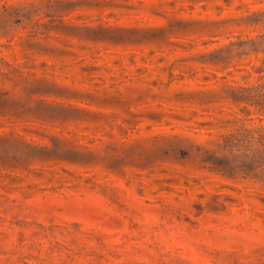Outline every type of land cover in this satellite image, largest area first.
I'll use <instances>...</instances> for the list:
<instances>
[{
  "label": "rangeland",
  "instance_id": "1",
  "mask_svg": "<svg viewBox=\"0 0 264 264\" xmlns=\"http://www.w3.org/2000/svg\"><path fill=\"white\" fill-rule=\"evenodd\" d=\"M0 264H264V0H0Z\"/></svg>",
  "mask_w": 264,
  "mask_h": 264
}]
</instances>
